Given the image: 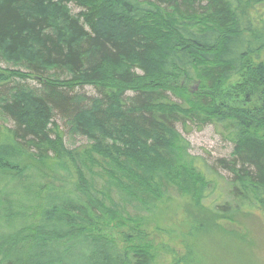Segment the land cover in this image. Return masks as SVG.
<instances>
[{"label": "trees", "instance_id": "16d2710c", "mask_svg": "<svg viewBox=\"0 0 264 264\" xmlns=\"http://www.w3.org/2000/svg\"><path fill=\"white\" fill-rule=\"evenodd\" d=\"M263 3L0 0V54L27 67L0 70V110L14 125L0 127V264H154L92 228L146 223L161 201L189 194L226 219L246 206L263 211ZM67 4L82 11L74 17ZM249 68L259 109L228 110L215 93ZM32 78L39 89L12 88ZM87 86L97 97L75 94ZM56 116L89 142L67 149ZM179 123L215 125L235 145L215 166L232 176L230 200H213L221 210L205 204L222 188L218 174L190 154Z\"/></svg>", "mask_w": 264, "mask_h": 264}, {"label": "rangeland", "instance_id": "374dc122", "mask_svg": "<svg viewBox=\"0 0 264 264\" xmlns=\"http://www.w3.org/2000/svg\"><path fill=\"white\" fill-rule=\"evenodd\" d=\"M67 5L74 17L82 11L75 4ZM260 8H264V3ZM261 57L264 60V52L261 53ZM251 59L258 65L256 56ZM0 70L26 72L27 67L22 63L15 65L0 54ZM252 70L249 68L248 71L223 84L215 93L217 101L228 110L241 107L258 110L261 89L256 77L251 73ZM53 75L61 80L71 78L65 70H53L51 77ZM25 83L31 88L39 89L40 86L33 78L26 82L15 79L12 88ZM190 86L191 90L197 88V84L192 83ZM74 92L80 96L97 97L96 89L89 86L75 89ZM133 95L132 92L128 93L130 97ZM171 98L176 101L172 96ZM55 122L66 135L67 149L73 150L89 142L84 136L72 133L66 121L59 116L55 117ZM5 124L8 127L14 126L0 110V127ZM177 130L189 141L190 154L200 158L206 166L215 168L217 180L222 186L219 190H223L224 196L219 190L214 191V194L209 193L210 200H206L205 204L211 210H221L217 205L214 206L213 200L224 199L221 206L230 200L228 182L232 180V176L215 166L218 160L231 159L235 150L234 143L229 139L228 133L221 134V129L215 125L198 130L194 126L184 129L179 123ZM36 167L46 171L43 165L37 164ZM177 192L171 191L170 195L179 197ZM178 199L161 201L160 213L146 223L115 228L113 226H117L120 220L108 221L96 225L91 233L108 239L124 250H142L153 258L154 264H264V209L262 211L259 208L252 209L250 206L243 207L234 221L202 209L192 194Z\"/></svg>", "mask_w": 264, "mask_h": 264}, {"label": "bare ground", "instance_id": "6f19581e", "mask_svg": "<svg viewBox=\"0 0 264 264\" xmlns=\"http://www.w3.org/2000/svg\"><path fill=\"white\" fill-rule=\"evenodd\" d=\"M78 7V6H77ZM148 254V253H147Z\"/></svg>", "mask_w": 264, "mask_h": 264}]
</instances>
